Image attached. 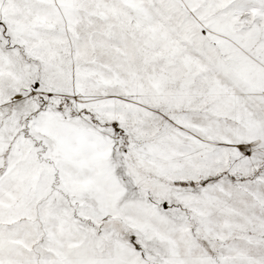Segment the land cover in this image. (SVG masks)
<instances>
[{
    "label": "snow or ice",
    "instance_id": "obj_1",
    "mask_svg": "<svg viewBox=\"0 0 264 264\" xmlns=\"http://www.w3.org/2000/svg\"><path fill=\"white\" fill-rule=\"evenodd\" d=\"M0 264H264V0H0Z\"/></svg>",
    "mask_w": 264,
    "mask_h": 264
}]
</instances>
